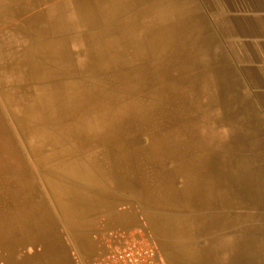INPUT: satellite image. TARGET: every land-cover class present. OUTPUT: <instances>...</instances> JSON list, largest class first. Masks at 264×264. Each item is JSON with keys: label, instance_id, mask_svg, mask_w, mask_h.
Instances as JSON below:
<instances>
[{"label": "crops", "instance_id": "0c3cea01", "mask_svg": "<svg viewBox=\"0 0 264 264\" xmlns=\"http://www.w3.org/2000/svg\"><path fill=\"white\" fill-rule=\"evenodd\" d=\"M41 1L9 0L11 11L0 12V76L19 86L0 99V122L9 129L13 115L20 149L0 152V264H80L101 251L102 231L117 228L145 229L165 264H264V0ZM187 79L204 80V104L192 108L203 121L179 117ZM55 84L67 104H37ZM166 99L172 120L134 118L140 104L162 114ZM57 111L72 136L58 134ZM214 111L224 114L213 119ZM175 123L172 131L183 125L195 142L150 134ZM90 125H119L126 135L92 136ZM200 125L221 127L220 152L199 145L189 128ZM199 157L220 178V197L209 190L199 201L168 203L163 181L187 170L172 160Z\"/></svg>", "mask_w": 264, "mask_h": 264}, {"label": "bare ground", "instance_id": "6f19581e", "mask_svg": "<svg viewBox=\"0 0 264 264\" xmlns=\"http://www.w3.org/2000/svg\"><path fill=\"white\" fill-rule=\"evenodd\" d=\"M7 0H0V12L1 11H11V9H9L10 6H12V4H9L6 2ZM12 1V0H10ZM18 1V0H17ZM34 3L36 2V4H39V3H42L41 0H30L31 3ZM74 3H75V0H73ZM57 1H55V4L53 5L54 7L55 6H58ZM64 3V2H63ZM30 4V3H29ZM76 4V3H75ZM88 4V3H87ZM63 5V4H62ZM72 5V4H71ZM70 5V6H71ZM15 6H18L19 5H15ZM64 6V5H63ZM76 8V7H74ZM9 14V13H8ZM37 21L40 23L41 21L40 18H42L41 15H39V13H37L36 17ZM32 19V18H31ZM33 20V19H32ZM27 22H30V19H27ZM101 30V29H100ZM86 33V32H85ZM36 34H37V37L40 38L43 42H44V37H45V30L44 29H41V28H38V30L36 31ZM48 36V35H47ZM82 37V36H81ZM104 45V44H103ZM45 46V45H43ZM47 72V71H46ZM50 75H53V76H57L56 73L52 72L50 73ZM45 74L42 73V70L41 69H38V74H37V84H38V90H43V89H46L44 87V85L42 84L44 81H45ZM57 80V79H56ZM54 81V80H53ZM118 83H117V87L123 89L124 91L126 90V85L123 83L122 86L119 85V80L117 79L116 80ZM52 85V84H51ZM50 85V88L52 89L53 91V94L52 95H44V94H37V98H36V102L37 104L40 103L43 99L47 98V102L48 103H52L53 105L55 104H67V100L64 101V98H61L59 95L56 94L57 91H60L61 89H63V87H55L57 86L56 84L51 86ZM18 84L16 85V83L14 84V82H11L9 84V88H8V85L6 82H4V80H2L0 78V89H2V91H0V99H1V103L5 104V101L3 100V98H5L6 96L10 95L12 93L13 90H16L18 88ZM74 87V86H73ZM79 88V87H78ZM76 88V89H78ZM155 88V87H154ZM20 89V88H19ZM70 90V89H69ZM153 90V89H151ZM155 90V89H154ZM119 91V90H118ZM157 91V90H155ZM39 92V91H38ZM128 95V94H127ZM166 95V94H165ZM170 95V94H169ZM172 95V93H171ZM168 97V96H167ZM120 98V97H119ZM163 98V97H162ZM161 98V99H162ZM134 101V100H133ZM140 101V100H139ZM125 103V102H124ZM173 101L171 99H169V101L166 99L165 101V108H163V111H162V114L160 112H158L157 110L153 112H145L143 110V107H144V104H140L138 109L135 110L134 109V118H138L140 120H145V119H148V120H156V119H162L164 118V121L165 120H172L173 117L175 116V106L173 105ZM122 106V105H121ZM149 106V105H148ZM147 106V107H148ZM123 107V106H122ZM129 107V106H128ZM154 107V106H153ZM156 107V106H155ZM6 109V108H5ZM121 109V108H120ZM145 109V108H144ZM157 109V107H156ZM124 111V110H123ZM118 112V111H117ZM122 112V111H121ZM60 113V111H57V114L55 115V122H56V126H57V129H58V134L60 135H66L68 136L69 134H73V131H70V130H65L62 126H59L58 127V124H59V121L56 120L59 118L58 114ZM9 114V112H8ZM8 120L10 121V123L8 124L9 125V129L7 126H4L3 124H1L0 122V152L3 154H8V153H12L13 151L15 150H20L19 149V146L17 145L18 142H16V140L14 139V136H13V125H11V122H13V115L12 114H9L8 115ZM102 117V116H101ZM127 118V117H126ZM125 118V119H126ZM7 121V120H6ZM38 123L41 122L40 120V117H39V112H38ZM126 122V121H125ZM133 125L136 126V123H132ZM168 124H172V123H168ZM176 124L175 123L174 125H167V126H164L165 127V130L159 132V133H156L153 132V133H150L152 135H161L162 132L163 134H167V133H177L181 138H184L185 140H188V141H194V136H192L191 134H189L187 132V129H185V126L181 125L179 128H180V131L178 132H174L172 130H175L176 128ZM111 127H114V126H111ZM163 127V128H164ZM21 128L23 129V126L21 124ZM126 127H124L125 129ZM89 129L91 130V132L93 133L92 136H103V135H107L109 136V131H107L106 127H103L102 125L99 126V125H95V126H92L90 125L89 126ZM139 129V128H138ZM15 135V134H14ZM50 136L51 133H37V138H40L41 136L43 138H45L44 136ZM152 135H150L152 137ZM53 136H55L53 134ZM41 137V138H42ZM155 137V136H154ZM156 138H158L157 142L154 143V142H151L150 144H148V150H155L159 147L160 143L158 141L161 142L162 138L161 136H157ZM195 142V141H194ZM46 141H42L39 142L38 140L36 141V150H44L45 149V146L47 144H45ZM55 145L57 144V142H55V139H54V142H53ZM184 143L186 144L187 146V142H184L182 141V143L180 144V146H183L184 147ZM138 144V143H137ZM168 144V143H167ZM202 143H199V145H201ZM204 145V144H202ZM178 146V145H177ZM21 147V146H20ZM172 148V146H170V149ZM26 149H31L29 147H26ZM183 149V148H182ZM144 150V148L142 147V145L140 146V148L138 149V151H142ZM145 151V150H144ZM17 152V151H16ZM15 153V152H14ZM156 153V152H155ZM26 154V153H25ZM23 156V155H22ZM157 156V155H156ZM12 157V156H11ZM28 157V156H27ZM139 157V156H138ZM176 157V156H175ZM23 159V158H22ZM173 159V158H172ZM180 159V158H179ZM179 159H176L174 158L172 161L178 163V164H181L182 167H181V171L183 170L182 168L185 167V169H187L184 173H180L179 175H173V179H171V182H169V180H166V181H163V184H162V187H164V194L166 195V197H164V199L166 201H168V203H174V201H184V200H201L203 198V196L206 195V192L208 193V191L210 190V193H211V197L212 198H219L220 197V191L218 190V187H219V180L217 176H215V174H211L209 173V170L207 169V165H206V162L204 160L203 157H199L198 159H189V158H181L180 160ZM29 160V159H28ZM11 162V161H10ZM13 163V162H12ZM22 163H24L22 161ZM195 163L196 167H198V169L196 168V172L192 173V171H189V166L191 167V164ZM62 165V164H61ZM218 165V164H217ZM220 165V164H219ZM218 165V166H219ZM17 166V165H16ZM13 167L14 164H13ZM22 167V166H21ZM31 167V166H30ZM33 168V166H32ZM29 169V168H28ZM60 169H63V168H60ZM178 170V169H177ZM1 171V170H0ZM34 172V171H33ZM35 174V173H34ZM143 174V173H142ZM217 174V173H216ZM154 175V174H153ZM167 174H165L164 178H167L166 177ZM218 175V174H217ZM223 175V174H222ZM177 177V178H176ZM180 177V178H179ZM221 177V175H220ZM222 178V177H221ZM178 179H181V188H182V193L180 191H176V184L177 182L179 181ZM220 179V178H219ZM173 180V181H172ZM205 181H211L209 183H211L212 185L210 187H208L209 185L207 184L208 182H205ZM176 182V184H174ZM42 186V185H41ZM178 186V185H177ZM221 189V187H219ZM19 189V188H18ZM21 189V188H20ZM157 189V188H156ZM183 189L185 191H183ZM205 190V191H204ZM162 191V190H161ZM184 192H186L187 194L186 195H180V194H184ZM180 193V194H179ZM22 195H23V192H22ZM161 196V195H160ZM47 197V196H46ZM44 198V197H43ZM6 199V198H5ZM45 199V198H44ZM31 200V199H30ZM157 200V199H156ZM164 200V201H165ZM147 201V200H146ZM145 201V202H146ZM165 201V202H166ZM9 202V201H8ZM37 202V201H36ZM148 202V201H147ZM6 203V202H4ZM23 203V202H22ZM10 204V203H9ZM184 204V203H183ZM158 205V204H157ZM2 206V205H1ZM42 211V210H41ZM43 212V211H42ZM45 215V214H44ZM51 215V214H50ZM55 215V214H54ZM56 217V216H55ZM44 219V218H43ZM46 219V218H45ZM10 220V219H9ZM13 222V220H12ZM28 222V221H27ZM56 222V221H55ZM57 224V223H56ZM11 225V224H10ZM58 225V224H57ZM56 225V226H57ZM32 226V225H31ZM50 226V224H49ZM53 226V225H52ZM26 229V228H24ZM28 230V229H27ZM25 232V231H24ZM37 232V231H36ZM23 235V233H22ZM32 235V234H31ZM8 236V235H6ZM28 236V235H27ZM55 238V236H54ZM25 241V240H24ZM29 241V240H27ZM32 241V240H31ZM58 241V240H57ZM5 242V241H4ZM16 242V241H15ZM13 242V243H15ZM26 242V241H25ZM3 244V243H1ZM0 244V245H1ZM6 244V243H4ZM16 244V243H15ZM61 244V243H60ZM12 245V244H11ZM23 245V243H22ZM15 246V245H14ZM26 246V245H24ZM23 246V247H24ZM7 247V246H6ZM20 246H18V249H19ZM30 247V245H29ZM39 247V246H38ZM37 247V248H38ZM1 248V247H0ZM61 248V247H60ZM6 249V248H5ZM11 250V248H10ZM27 250V249H26ZM23 251V250H22ZM28 251V250H27ZM30 251V250H29ZM0 253H2L0 251ZM48 253V252H47ZM61 256V255H60ZM3 257V256H2ZM6 257V256H5ZM21 257V256H20ZM48 258V257H47ZM51 258V257H50ZM58 258V257H57ZM61 259V258H60ZM31 260V259H30ZM53 262V261H52ZM9 264L10 261H6V264ZM14 264V262H13ZM23 264V263H22ZM54 264V263H53ZM70 264V263H68Z\"/></svg>", "mask_w": 264, "mask_h": 264}, {"label": "built area", "instance_id": "2783aa9c", "mask_svg": "<svg viewBox=\"0 0 264 264\" xmlns=\"http://www.w3.org/2000/svg\"><path fill=\"white\" fill-rule=\"evenodd\" d=\"M102 249L80 264H165L163 256L145 229H108L98 236Z\"/></svg>", "mask_w": 264, "mask_h": 264}, {"label": "rangeland", "instance_id": "374dc122", "mask_svg": "<svg viewBox=\"0 0 264 264\" xmlns=\"http://www.w3.org/2000/svg\"><path fill=\"white\" fill-rule=\"evenodd\" d=\"M0 78L2 79L1 76H0ZM9 84L10 83L7 84L8 88H9ZM198 86L202 87V89L200 91H197ZM181 87H182V91H183L182 96H181V103H182L181 107L183 109L180 111L179 117L181 119L197 118L198 121H199V119L201 121H203L205 118V116H204L205 112L199 111V110L194 111L192 108L194 106L195 107L200 106L201 103L204 104V98H205L204 89H203L204 80L203 79H195V80L187 79L185 81V83L182 84ZM197 92H198V94H197ZM65 100H67V99L64 98V101ZM194 100H196V101H194ZM176 102L178 103L179 101L176 100ZM149 112H151V111H149ZM223 114H224V112H222V111H214L213 112V119H220ZM229 114H231V112ZM225 115H227L226 112H225ZM176 117H178V115ZM209 117H210V115H209ZM202 124L204 125V123H202ZM185 129H188V128H185ZM189 129L193 132V134L202 138L201 143L204 144L206 147L210 146L211 149H213L214 151H218V152H220L222 150V144L223 143L220 141V138H221L220 137L221 127L220 126L217 127V126L213 125V127L209 128V127H205V126L200 125V126H196V127H191ZM106 130L109 131V136L104 135L107 137H117L120 135H126V128L124 129V127L122 128L119 125L107 128ZM210 130L213 132L211 135H210ZM132 131H133L134 135H136V134L139 135L142 133L141 127L139 125H136V126L132 125ZM68 136H72V134H69ZM104 136H102V137H104ZM229 145H230V147L231 146L236 147L237 144H236V142H230ZM233 161H234V163L236 162V160H233Z\"/></svg>", "mask_w": 264, "mask_h": 264}]
</instances>
